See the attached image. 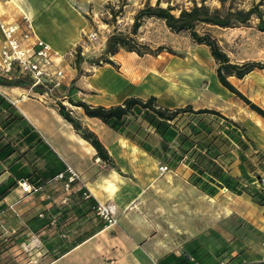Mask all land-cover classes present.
<instances>
[{"label": "crops", "instance_id": "crops-1", "mask_svg": "<svg viewBox=\"0 0 264 264\" xmlns=\"http://www.w3.org/2000/svg\"><path fill=\"white\" fill-rule=\"evenodd\" d=\"M9 1L20 2L21 17H30L35 34L55 51L65 54L81 44L80 35L74 32L79 33L88 24L83 14L85 7L80 12L69 2L71 0ZM89 1L99 5L115 0ZM4 4L3 1L4 20H18V9L12 6L7 14ZM75 15L77 19L73 21L71 16ZM59 16L62 20L56 21ZM49 28L60 33L65 31L60 44L47 38ZM100 54L83 55L81 69L84 72L78 74L75 69L69 70V77L55 91L59 95L44 94L29 88L28 84H0V143L7 145L0 152V184L16 182L0 200V234L2 238L8 235L13 238L4 255H9L15 264L178 263L181 252L177 249V239H173V235L164 237L154 220L141 211L146 207L141 199L144 197L142 188L153 180L158 161L98 118L85 115L81 107L70 104L68 99L107 107L120 104L130 96L141 99L154 96L159 105L173 108L192 105L194 89L187 83L193 93L177 89L181 86L173 83V56L167 52L139 56L120 49L111 57L117 67L108 63L94 67L88 62L89 58ZM227 54L232 62H264V50L251 51L248 55L231 51ZM146 63H149L147 68ZM228 80L264 111V69H254L243 78L230 76ZM203 92L204 106L200 108L217 109L243 123L253 152L264 155V116L223 87L217 77L212 87ZM59 101L83 127L97 135L122 174L102 160L93 145L63 117ZM243 107H249L248 120L240 116ZM69 169L76 174V179L69 200L62 203V183L70 175ZM59 174L63 175L62 179L56 178ZM20 178L40 186L39 192L23 194L17 185ZM133 178L139 179L141 184ZM171 179L169 174L163 178ZM190 187L196 191L195 187ZM84 191L90 198H82L80 194ZM233 195L241 199L239 216L249 226L239 223L233 234L227 235L221 224L211 227L207 219L200 232L182 242L189 243L186 246L193 249V244L200 240L203 250L216 256L225 255L227 264L264 262V206L253 202L247 194ZM95 203L115 205L114 224L107 225L96 216L92 210ZM20 247L27 251L29 258H25Z\"/></svg>", "mask_w": 264, "mask_h": 264}, {"label": "trees", "instance_id": "trees-1", "mask_svg": "<svg viewBox=\"0 0 264 264\" xmlns=\"http://www.w3.org/2000/svg\"><path fill=\"white\" fill-rule=\"evenodd\" d=\"M204 1L198 4L193 0L191 7H181L173 0H155L154 4L150 0H144L143 5L133 15L129 32L113 31L106 38L102 53L96 58L88 59V62L94 66L108 63L117 67L111 57L120 49L135 52L139 56H156L164 51L172 53L162 45L152 48L149 43L138 41L139 30L145 21L160 20L171 32H187L193 42L208 47L210 56L216 63L215 74L218 82L251 109L264 116V111L228 80L230 76L243 78L254 69H264V62H232L209 31L211 26L221 28L247 26L256 18V28L264 32V9L258 3H252L247 9L234 6L232 2L225 7L227 0H219L220 7L210 8ZM122 11V8L115 10L110 6L111 21L108 23L113 24ZM80 51L78 47L75 65L77 70H80V63L84 60ZM0 84L25 86L28 81L22 77L14 79L0 77ZM35 88L43 92L42 87ZM68 102L81 107L85 115L101 120L117 134L165 165L168 170L182 175L189 184L205 195L216 197L224 192L235 195L247 194L253 202L264 206V185L260 175L264 172V155L261 153L255 155L245 127L219 110L195 108L191 104L169 108L159 105L154 96L146 99L130 96L120 104L107 107L91 105L84 101L75 102L71 99H68ZM58 105L63 117L93 145L98 156L111 163L122 174L97 135L83 127L61 101ZM6 146L0 143V152ZM256 181L261 184L257 185ZM15 185L16 182L0 184V200ZM80 195L83 198V192ZM12 240L10 235L0 239V264H15L10 261L9 255H4L10 248ZM187 244L189 243L185 246ZM20 250L22 251L21 247ZM189 250L191 253L182 251L177 264H201L196 259V249ZM22 253L25 254V258H29L25 251Z\"/></svg>", "mask_w": 264, "mask_h": 264}, {"label": "rangeland", "instance_id": "rangeland-1", "mask_svg": "<svg viewBox=\"0 0 264 264\" xmlns=\"http://www.w3.org/2000/svg\"><path fill=\"white\" fill-rule=\"evenodd\" d=\"M194 1L198 4L202 2V0ZM4 2L7 14L11 12L12 6L18 9L17 22L23 25L25 20L22 18L24 16L21 17L20 2L15 1L16 4L10 3L9 0H4ZM69 2L80 12H82L81 8L85 7L86 10H84L85 12H83V14L88 24L80 30L79 33L77 31L74 32L76 35H80L81 44H77L76 47L68 50L64 67L68 77V72L71 69H75L78 74L84 72L83 69H81L83 61L80 63V70L75 68L78 47H80L82 57H84L83 55L85 54L94 55L95 53H102L106 38L113 31L129 32V28L133 21V15L135 11L143 5L144 0L107 1L99 5L96 4L97 6L89 0H71ZM150 2L154 4L155 0H150ZM173 2L181 7H191L193 4V0H173ZM231 2L234 6L245 9L249 8L252 3H258L261 5V8L264 9V0H227L225 7H228ZM204 3L210 8L221 6L219 0H205ZM162 4L165 5L164 2ZM110 6H113L115 10L120 8L123 10L122 13L117 16L113 24L108 23L111 21ZM66 17L70 18L69 16ZM71 18L73 21L77 19L76 15L71 16ZM59 19L62 20V16H59V18L57 17L56 21ZM256 23L257 19L253 18L247 26L233 29L211 26L209 31L218 40L221 48L226 53L231 51L233 53L238 52L242 55H248L249 52L255 50L260 53L264 50V32L258 31ZM57 27L59 26L56 25V28ZM49 29L46 35L47 38L54 44H60L62 41L61 34L65 33V31H61L60 33V31H55L53 28ZM91 32H94L95 35L89 38L88 35ZM71 34L73 33L71 32ZM137 38L138 41L149 43L152 48L162 45L172 52L164 51L173 56V83L181 86V88L177 89L191 91L193 93L190 87L192 86L195 93V99L192 104L193 107L200 108L204 106L205 92L203 91L212 87L213 79L216 77V63L210 56L208 47L193 42L187 32H171L162 21L156 19H148L145 21L144 25L139 30ZM148 64L149 63H146V68ZM56 90H54L52 94L59 95L55 92ZM191 92L190 96L192 95ZM248 108L249 107L242 108L240 114L241 118L247 117L248 120ZM159 165V162L155 164L153 180L150 181V183L147 182L144 184L146 187L142 188L144 197H141V199L146 203V207L141 209V211L143 210L142 212L144 214L147 216L149 215V217L154 220L155 225L164 237L173 235V239H177L179 242L177 249L181 253L182 251L186 252L189 250L182 241L200 232L202 230V223L204 222L205 225L207 219L211 227H217L218 224H221L227 235H232L234 229L240 226L239 223L249 226V223L239 216L241 214L240 202H242L240 198L235 197L229 192H224L216 197L208 198L200 194L201 191L199 192L197 188H194L196 191H192L190 187L192 185L189 184L182 175L173 170L161 172L159 170ZM166 174H169L172 179L163 180ZM261 175L262 184L264 185V174ZM132 180L141 184L139 179L136 180L133 178ZM256 184L259 185L261 183L256 181ZM1 238L2 236L0 234V239ZM199 244H201L200 240L199 243L193 244V249H196V259L198 262L201 264H221V262L224 261L226 263L225 255H212L213 252L211 253L207 250H203ZM187 253H191L190 250ZM37 258L40 259V256Z\"/></svg>", "mask_w": 264, "mask_h": 264}, {"label": "built area", "instance_id": "built-area-1", "mask_svg": "<svg viewBox=\"0 0 264 264\" xmlns=\"http://www.w3.org/2000/svg\"><path fill=\"white\" fill-rule=\"evenodd\" d=\"M3 1L0 0V76L8 79L22 77L28 81L29 88L42 87L44 94H52L68 77L64 70L67 53L55 51L48 42L37 36L26 16L23 17V25L17 20L5 21L1 12ZM94 35L91 32L88 37ZM159 170L165 172L168 169L160 164ZM69 171L70 175L62 183V203L69 200V194L73 191L72 183L76 179V174L71 169ZM56 178L62 179L63 175L59 174ZM17 185L23 194L36 193L41 188L25 178L18 179ZM89 197V193L84 191L83 198ZM93 211L107 225L116 221L113 204L96 203ZM221 264L226 263L222 261Z\"/></svg>", "mask_w": 264, "mask_h": 264}, {"label": "bare ground", "instance_id": "bare-ground-1", "mask_svg": "<svg viewBox=\"0 0 264 264\" xmlns=\"http://www.w3.org/2000/svg\"><path fill=\"white\" fill-rule=\"evenodd\" d=\"M29 20H31L29 17H28Z\"/></svg>", "mask_w": 264, "mask_h": 264}]
</instances>
